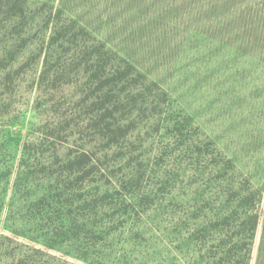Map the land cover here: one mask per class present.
Instances as JSON below:
<instances>
[{
  "label": "trees",
  "instance_id": "obj_1",
  "mask_svg": "<svg viewBox=\"0 0 264 264\" xmlns=\"http://www.w3.org/2000/svg\"><path fill=\"white\" fill-rule=\"evenodd\" d=\"M219 57L264 63V0H0V129L39 119L13 188L52 220L0 264H264L263 190L173 96Z\"/></svg>",
  "mask_w": 264,
  "mask_h": 264
},
{
  "label": "rangeland",
  "instance_id": "obj_2",
  "mask_svg": "<svg viewBox=\"0 0 264 264\" xmlns=\"http://www.w3.org/2000/svg\"><path fill=\"white\" fill-rule=\"evenodd\" d=\"M224 60L234 68L220 71L219 65ZM261 65L264 63L258 59L228 60V57H219L213 62V68H210L213 75L209 85L200 83L193 88L195 82L192 79L185 83L175 80L177 87L176 91L173 89V96L179 105L191 112L202 131L208 133L238 169L264 192V71H236L237 66L250 69L261 68ZM35 96L34 92L27 93V100L31 103L17 124L6 127L4 131L0 129V234L4 232L12 236V231H15L24 243L45 248L42 231L46 233L44 225L48 227L52 220L47 221L43 215L37 219L30 217L32 210L29 208L31 201L43 191V186L30 184L29 191L23 188L17 194L13 188L20 156L18 140L24 139L32 123L39 120L32 107ZM23 185L26 186V183ZM263 224L264 202L259 234ZM30 228H37V231L29 232ZM25 231L27 234L24 236ZM51 252L60 253L57 248Z\"/></svg>",
  "mask_w": 264,
  "mask_h": 264
}]
</instances>
